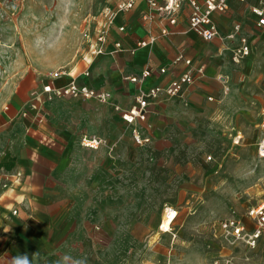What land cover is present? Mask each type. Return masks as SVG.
I'll use <instances>...</instances> for the list:
<instances>
[{
  "label": "crops",
  "instance_id": "obj_1",
  "mask_svg": "<svg viewBox=\"0 0 264 264\" xmlns=\"http://www.w3.org/2000/svg\"><path fill=\"white\" fill-rule=\"evenodd\" d=\"M256 2L229 0L228 11L212 15L219 35L206 41L189 27L188 4L171 24L158 16L143 21L147 4L135 0L114 17L104 53L91 61L86 52L62 72L17 70L0 101V264H125L141 253L151 254L142 264L153 260V243L166 238L159 229L164 207L175 206L170 173L184 180V191L215 187L208 162L198 151L186 152L185 141L205 133L224 135L232 146L243 139L256 146L264 136L259 122L255 125L264 106V27L255 25L249 8ZM239 21L250 53L233 63L237 40L226 34ZM151 34L155 41L136 46ZM179 54L204 64V75L186 84L181 95L164 96L150 107L139 123L150 141L137 145L119 110L129 108L140 89L164 85L184 71L183 62H173ZM144 67L151 75L141 83L128 79ZM70 81L110 97L98 101L56 93ZM46 84L51 91H44ZM83 135L102 143L85 148ZM186 158L193 165L186 167Z\"/></svg>",
  "mask_w": 264,
  "mask_h": 264
},
{
  "label": "rangeland",
  "instance_id": "obj_2",
  "mask_svg": "<svg viewBox=\"0 0 264 264\" xmlns=\"http://www.w3.org/2000/svg\"><path fill=\"white\" fill-rule=\"evenodd\" d=\"M112 1L0 0V101L22 66L49 75L79 62L87 52L86 32L93 31ZM262 103L263 96L257 101V112ZM258 122L257 115L256 126ZM224 139V135L202 133L183 144L186 152L198 151L208 162L215 187L184 191L180 189L184 180L170 173L169 198L179 217L172 222L171 231L164 232L162 244L153 243V260L147 264H264L263 242L250 248L219 226L229 215L247 220V208L264 198V158L246 139L233 146ZM185 161L186 167L193 165L191 158ZM148 255L132 254L125 264H142Z\"/></svg>",
  "mask_w": 264,
  "mask_h": 264
},
{
  "label": "built area",
  "instance_id": "obj_3",
  "mask_svg": "<svg viewBox=\"0 0 264 264\" xmlns=\"http://www.w3.org/2000/svg\"><path fill=\"white\" fill-rule=\"evenodd\" d=\"M245 2L246 0H238ZM146 9L141 14L143 21H154L156 17H163L174 24L177 21V16L184 4L190 6V13L188 17V24L190 29L196 32L200 37L206 41H210L219 35L218 24H216L212 15L215 12L223 13L230 8L229 0H145ZM135 4V0H113L112 4L107 6L101 13L99 21L92 32H86L87 52L89 54V61L95 55L104 53L105 42L108 39L111 27L114 25V17L118 13L130 10ZM251 13L254 15L255 25L257 27H264V0H258L256 3L249 4ZM240 23H234L226 37L230 41L237 40L231 49V61L233 63H240L250 53V42L246 35L241 33ZM125 27L120 25L117 27L119 31H124ZM167 29L162 27L161 34H165ZM156 35L151 34L147 39L139 40L136 46H145L150 42L155 41ZM116 49H120L121 43L114 42ZM134 49L130 51L133 52ZM85 59V57L83 56ZM174 63L183 62L186 66L178 76L171 79L164 85L155 84L149 86L147 89H140L135 95L133 103L129 108L120 109L119 115L121 119L130 126V133L132 139L137 145L147 144L150 141V136L143 132L141 123L144 121L150 112V107L165 97H176L181 95L186 84H191L197 77L204 75V64L200 63L194 65L191 58L183 57L179 54L174 58ZM160 72L165 71V67L159 68ZM87 75V71L84 72ZM151 75V69L144 67L138 74L128 77L131 82L141 83L145 78ZM44 91H51V86L46 84L43 86ZM59 95L79 96L84 99L94 98L98 101H106L110 97V93L105 90H99L88 87L87 85H78L70 81L66 86L60 87L56 90ZM259 126L264 129V106L261 109ZM233 140L235 143L239 140ZM83 147L88 149H97L102 143L101 139L94 135H83L80 139ZM257 154L264 158V136L256 143ZM208 159L211 156L207 157ZM168 209H173L172 216L169 219V229H161L164 213ZM13 213L16 211L13 210ZM178 214L174 206H166L163 210L161 223L159 228L162 232L171 231L170 227ZM247 220L239 219L235 216L225 217L220 221V228L226 232L233 240H241L246 246L255 248L263 242L264 251V198L256 204H252L246 211ZM159 264V263H154Z\"/></svg>",
  "mask_w": 264,
  "mask_h": 264
},
{
  "label": "bare ground",
  "instance_id": "obj_4",
  "mask_svg": "<svg viewBox=\"0 0 264 264\" xmlns=\"http://www.w3.org/2000/svg\"><path fill=\"white\" fill-rule=\"evenodd\" d=\"M172 214H174L173 213V209H168L167 212L164 213L163 220H162V225H161L162 228L161 229H169V219L172 216Z\"/></svg>",
  "mask_w": 264,
  "mask_h": 264
}]
</instances>
